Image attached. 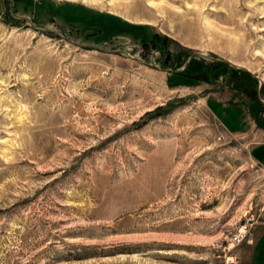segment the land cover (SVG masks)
Returning <instances> with one entry per match:
<instances>
[{
    "label": "rangeland",
    "instance_id": "374dc122",
    "mask_svg": "<svg viewBox=\"0 0 264 264\" xmlns=\"http://www.w3.org/2000/svg\"><path fill=\"white\" fill-rule=\"evenodd\" d=\"M263 128L264 0H0V264H241Z\"/></svg>",
    "mask_w": 264,
    "mask_h": 264
},
{
    "label": "crops",
    "instance_id": "0c3cea01",
    "mask_svg": "<svg viewBox=\"0 0 264 264\" xmlns=\"http://www.w3.org/2000/svg\"><path fill=\"white\" fill-rule=\"evenodd\" d=\"M261 130L264 131V128ZM258 149L261 151H258V155H253V157L264 167V140L255 143L251 147L252 154ZM241 264H264V223L263 227L255 233L254 241L248 249L245 250V253L242 254Z\"/></svg>",
    "mask_w": 264,
    "mask_h": 264
},
{
    "label": "built area",
    "instance_id": "2783aa9c",
    "mask_svg": "<svg viewBox=\"0 0 264 264\" xmlns=\"http://www.w3.org/2000/svg\"><path fill=\"white\" fill-rule=\"evenodd\" d=\"M250 226H251V224L248 222H244L243 224H241L238 227L237 231L232 234V237H231L232 243L237 244L242 239H244L250 231ZM250 241H251L250 239L247 240V242H250Z\"/></svg>",
    "mask_w": 264,
    "mask_h": 264
},
{
    "label": "water",
    "instance_id": "95a60500",
    "mask_svg": "<svg viewBox=\"0 0 264 264\" xmlns=\"http://www.w3.org/2000/svg\"><path fill=\"white\" fill-rule=\"evenodd\" d=\"M120 52H122L123 54L129 56V57H133L132 55H130L128 52L124 51V50H120ZM188 60L185 62V65L187 64ZM165 71H172V72H176V71H180V69L178 70H172L170 68H162Z\"/></svg>",
    "mask_w": 264,
    "mask_h": 264
},
{
    "label": "trees",
    "instance_id": "16d2710c",
    "mask_svg": "<svg viewBox=\"0 0 264 264\" xmlns=\"http://www.w3.org/2000/svg\"><path fill=\"white\" fill-rule=\"evenodd\" d=\"M187 68H188V67H187ZM207 73H208V75H210V74H209L210 72H207ZM181 74H182V73H181Z\"/></svg>",
    "mask_w": 264,
    "mask_h": 264
}]
</instances>
